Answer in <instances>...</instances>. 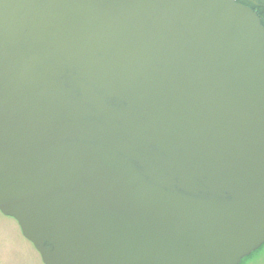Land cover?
<instances>
[{
    "label": "water",
    "instance_id": "95a60500",
    "mask_svg": "<svg viewBox=\"0 0 264 264\" xmlns=\"http://www.w3.org/2000/svg\"><path fill=\"white\" fill-rule=\"evenodd\" d=\"M0 212L43 264H241L261 249L257 12L0 0Z\"/></svg>",
    "mask_w": 264,
    "mask_h": 264
},
{
    "label": "rangeland",
    "instance_id": "374dc122",
    "mask_svg": "<svg viewBox=\"0 0 264 264\" xmlns=\"http://www.w3.org/2000/svg\"><path fill=\"white\" fill-rule=\"evenodd\" d=\"M0 264H43L34 246L23 237L18 223L1 212ZM243 264H264V247Z\"/></svg>",
    "mask_w": 264,
    "mask_h": 264
},
{
    "label": "trees",
    "instance_id": "16d2710c",
    "mask_svg": "<svg viewBox=\"0 0 264 264\" xmlns=\"http://www.w3.org/2000/svg\"><path fill=\"white\" fill-rule=\"evenodd\" d=\"M237 1L239 3L245 5V6H248V7L252 8L255 12H257V14L259 15V17L261 19L262 25L264 26V0H237ZM260 250H258V251H260ZM257 252L253 253L251 256H249L248 258L244 259L241 264H243L244 261H246L247 259L252 257Z\"/></svg>",
    "mask_w": 264,
    "mask_h": 264
}]
</instances>
